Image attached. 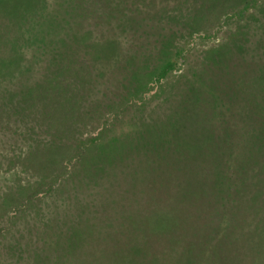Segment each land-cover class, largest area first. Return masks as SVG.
Wrapping results in <instances>:
<instances>
[{
    "label": "trees",
    "instance_id": "1",
    "mask_svg": "<svg viewBox=\"0 0 264 264\" xmlns=\"http://www.w3.org/2000/svg\"><path fill=\"white\" fill-rule=\"evenodd\" d=\"M171 1L176 13L164 16L168 0H61L56 19L44 16L45 0H0V124H22L0 140V169L12 175L0 182V264L22 260L23 239L39 262L101 236L94 224L57 231L54 214L42 218V198L85 180L89 208L107 171L144 153L152 160L130 176H141L146 211L114 213L128 223L118 235L134 243L112 245L102 264H264V51L246 53L241 26L204 53L166 120L113 127L112 107L141 106L175 71L186 51L179 37L252 19L262 0ZM112 85L125 91L116 102ZM84 91L100 98L85 104ZM26 172L35 179L22 182Z\"/></svg>",
    "mask_w": 264,
    "mask_h": 264
},
{
    "label": "rangeland",
    "instance_id": "2",
    "mask_svg": "<svg viewBox=\"0 0 264 264\" xmlns=\"http://www.w3.org/2000/svg\"><path fill=\"white\" fill-rule=\"evenodd\" d=\"M45 2V5H43L44 16L47 15L50 16V18L54 17L56 19H58L59 16H62L59 12L65 10V6L61 5V0H45ZM146 3L147 1H145L144 4ZM167 5L168 7L165 8L164 16L175 14L176 12L172 8L173 5L171 0H168ZM159 8H164V4L161 3L160 6L157 8L155 7V10ZM141 9L145 12L150 11V15L147 17H153L150 6L146 7L141 4ZM249 11L254 13V18L249 19L245 16L244 18H241V22L229 19L214 34L196 33L189 37L184 35V37H179L177 42L178 44H186L184 47L186 51L182 54L181 60H178L175 71L161 82V85L157 89V94L154 97L149 98L148 94L144 96L141 106L132 105L131 107H112V112L115 113V118H113L112 121L114 129L119 127L124 128L126 124H133L140 121L149 125L156 121L163 122L166 120L165 117L173 110L172 106L179 100L180 88L186 86L185 79L190 77V74L193 72H196V76H198L197 72H199L204 53L209 49H221V46L227 42V36L230 35V33L235 32L239 26H241V31H246L248 37H250L249 43L246 42L244 44L246 53L250 54V49H255L253 53H256L257 49H261L260 52L264 51V39L261 40L262 42L259 44H253V42L258 40L260 36H264V0H262L261 3L258 2L257 6L249 9ZM156 16H160V13ZM157 22L160 24L157 25V27H161L163 22L161 23L160 21H156L155 18H152L151 24H156ZM83 25L85 26V21L83 22ZM153 32H156V29L153 30ZM197 34L204 35V37H198ZM102 66L103 64L94 65L98 70H102ZM100 80L103 81V79H99L98 81ZM107 86H109L108 83L105 87L100 85L98 87L102 90ZM93 87L94 86H86L84 87V90L86 88L91 90ZM112 87H110V89L115 90L116 97L111 98V101L116 102L119 94H123L125 91L118 86ZM153 92L154 90L150 93L152 94ZM93 94L94 93L91 91L86 92L84 98L85 104L95 97L100 98L98 95ZM107 96L109 97V94H107ZM103 103H106V101L104 100ZM12 119L13 117L7 123L5 119V121L0 124V140L3 141L5 140L4 137L7 139L12 134L14 137H17L22 130V124L18 122L13 124L11 122ZM78 125L80 124L75 125V127L80 131L81 127ZM87 131H89L88 126L83 128L82 133L86 134ZM22 144L23 142L19 143V145ZM131 158L132 155L127 161L120 163L117 170L110 169L107 171L106 177L101 179L98 185L93 189L95 190L96 195L89 198L92 199V205L89 208H85V193H89L85 188V180L81 183H77L75 179L66 181L64 184L60 182V187L42 198L41 205L43 206L42 213L44 215L42 218L54 214L55 222L52 224L56 227L57 231L60 230V232L63 233L65 229L70 227L85 228V225L89 226L94 224L95 228H100L103 233L101 236H94L92 239H89L87 245H85V240H83L74 244V248L72 249L63 244L58 248L56 254H54L52 250L45 251L42 254V260L39 261L40 263L53 264L54 262L55 264H85V262H87L86 264H102L104 263L103 261H110L109 253L112 245H117L119 247H122L123 245H133L134 242L132 236L124 237L118 235L119 232L127 231L124 227H126L128 223L124 222L122 219L114 220V213L118 212V216L121 214L126 216L133 211H146L147 206L144 204V197L140 193V191L143 190V187H140L142 185L140 184L142 182L141 176L140 174L137 176L130 175L131 167L135 168L137 162L142 164L147 160H152L153 155L150 153H144L141 154L139 158ZM3 168L4 166L0 169V182H5L10 179V176L12 177L9 172H3ZM29 174L30 172L20 173V180L22 182L26 179H29L30 182L31 180H34L35 178H30ZM131 178H133V182L135 183V189L132 188L133 191L129 188ZM55 187L56 186L54 185V188ZM87 198L88 197H86V199ZM85 209L87 211H85ZM29 217H33V214L29 213ZM23 225L24 223L19 221L14 227L22 228ZM107 235H109V237H107ZM25 242L26 240L23 239L20 245L23 246L22 244ZM21 246L20 254L22 260H20L18 264H40L39 262L31 261L33 255L31 252L32 247L30 248L31 245L27 248L25 246L24 250ZM46 253L47 256H44ZM27 256L28 259L26 261ZM9 259L10 257L7 258V264Z\"/></svg>",
    "mask_w": 264,
    "mask_h": 264
}]
</instances>
